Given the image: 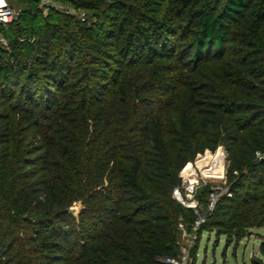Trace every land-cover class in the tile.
<instances>
[{"label": "trees", "instance_id": "16d2710c", "mask_svg": "<svg viewBox=\"0 0 264 264\" xmlns=\"http://www.w3.org/2000/svg\"><path fill=\"white\" fill-rule=\"evenodd\" d=\"M59 1L85 18L18 0L0 25V264L178 258L196 215L173 191L219 147L196 236L264 229V0Z\"/></svg>", "mask_w": 264, "mask_h": 264}, {"label": "rangeland", "instance_id": "374dc122", "mask_svg": "<svg viewBox=\"0 0 264 264\" xmlns=\"http://www.w3.org/2000/svg\"><path fill=\"white\" fill-rule=\"evenodd\" d=\"M7 5L10 6L16 13L25 7L18 5V0H6ZM212 158L220 159L222 163L221 174L205 173L198 168V164L207 163L203 169H209V162ZM227 157L225 151L219 147L214 153L205 152L202 155H198L195 161L185 168V171H193L195 176L192 180L183 179L182 188L184 189L182 195L185 197L189 195L191 198L187 199L188 203L197 202L200 209L204 211V204L208 203V196L203 198L201 202L198 199V191L209 186L210 190H217L218 193L223 191V185L225 180V170L227 166ZM201 168V169H202ZM223 172V173H222ZM219 175V176H218ZM221 175V176H220ZM193 188L194 192L190 194L188 190ZM73 209L77 212L79 205L75 204ZM186 238L182 236V232L179 237V245L181 249L189 248V254L193 248H197L196 257L193 259L190 256L188 264H253V262L260 260L264 264V258L259 253V247L264 242V229H252L250 235L242 239L239 242L232 241L227 244L225 238H217L214 233H204L200 238L196 237V240L188 246Z\"/></svg>", "mask_w": 264, "mask_h": 264}, {"label": "built area", "instance_id": "2783aa9c", "mask_svg": "<svg viewBox=\"0 0 264 264\" xmlns=\"http://www.w3.org/2000/svg\"><path fill=\"white\" fill-rule=\"evenodd\" d=\"M32 2L36 3L44 13H47L50 10L56 11V12H64L67 14L72 15H78V18L83 20L85 18L84 13H75L74 10L67 5L62 4L59 0H31ZM0 4V25L7 26L8 24L13 23L16 20V13L14 10H12L8 5L6 0H1ZM0 43L5 45L4 40L0 37ZM256 158H262V156L259 153H256ZM183 184V180H182ZM182 188L181 189L176 188L173 191V198L177 200L180 204L185 206L186 208H190L194 211V214L196 215V220L194 222V231L193 233H187L182 225H180V229L182 230V236L187 239L188 246H191V244L196 240V231L198 228L205 222V217L208 213L213 211V208L215 206V203L218 198V191L213 190L209 196H208V203L205 207L204 211L200 209L197 202L188 203L189 198H191L189 195L185 197L183 196ZM190 194L194 192L193 188H190L188 190ZM190 248V247H189ZM189 248L181 249V254L176 259H163L161 260L165 264H188L190 261V254H189Z\"/></svg>", "mask_w": 264, "mask_h": 264}, {"label": "bare ground", "instance_id": "6f19581e", "mask_svg": "<svg viewBox=\"0 0 264 264\" xmlns=\"http://www.w3.org/2000/svg\"><path fill=\"white\" fill-rule=\"evenodd\" d=\"M2 2H1V0H0V4H1ZM213 160H211L210 162H209V164H210V168L207 170H205V169H203L202 167H204V166H206L207 165V163H200V164H198V168H200V170L202 171V172H205V173H210V174H221V169H222V163H221V161H220V159H218V158H212ZM188 167V166H187ZM202 168V169H201ZM223 173V172H222ZM195 176V174H194V172L193 171H183V174H182V177L184 178V179H191L192 180V177H194ZM219 176V175H218ZM221 176V175H220Z\"/></svg>", "mask_w": 264, "mask_h": 264}, {"label": "water", "instance_id": "95a60500", "mask_svg": "<svg viewBox=\"0 0 264 264\" xmlns=\"http://www.w3.org/2000/svg\"><path fill=\"white\" fill-rule=\"evenodd\" d=\"M260 160L262 161L263 159ZM76 204L79 205V210L77 212L75 211V209H73V206L68 209V214L73 216L74 218H77L80 211L82 210L81 204L80 203H76Z\"/></svg>", "mask_w": 264, "mask_h": 264}]
</instances>
